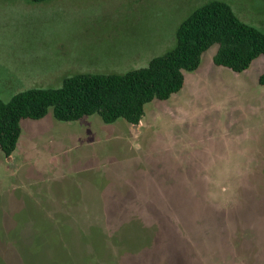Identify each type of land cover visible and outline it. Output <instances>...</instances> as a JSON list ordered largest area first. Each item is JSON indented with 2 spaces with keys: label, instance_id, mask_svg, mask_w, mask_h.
Instances as JSON below:
<instances>
[{
  "label": "rangeland",
  "instance_id": "obj_1",
  "mask_svg": "<svg viewBox=\"0 0 264 264\" xmlns=\"http://www.w3.org/2000/svg\"><path fill=\"white\" fill-rule=\"evenodd\" d=\"M211 0H0V98L145 67ZM264 31V0H222ZM185 71L138 125L23 119L0 149V264H264V56Z\"/></svg>",
  "mask_w": 264,
  "mask_h": 264
},
{
  "label": "trees",
  "instance_id": "obj_2",
  "mask_svg": "<svg viewBox=\"0 0 264 264\" xmlns=\"http://www.w3.org/2000/svg\"><path fill=\"white\" fill-rule=\"evenodd\" d=\"M213 45H218L216 65L242 72L264 56V31L242 21L227 2L211 0L181 22L175 46L145 67L125 73H80L66 78L60 88H29L9 101L0 98V149L11 156L22 134V120L44 118L50 108L60 121L99 114L105 123L123 118L138 125L146 104L179 92L185 71L197 70Z\"/></svg>",
  "mask_w": 264,
  "mask_h": 264
}]
</instances>
